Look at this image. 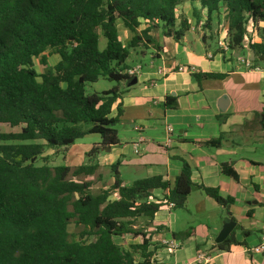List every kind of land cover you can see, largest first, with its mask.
<instances>
[{
    "label": "trees",
    "instance_id": "1",
    "mask_svg": "<svg viewBox=\"0 0 264 264\" xmlns=\"http://www.w3.org/2000/svg\"><path fill=\"white\" fill-rule=\"evenodd\" d=\"M185 3H199L209 24L223 11L226 39L236 53L244 50L247 27L257 31L264 23V0H0V264H154L152 235L136 223L152 221L170 205L173 210L185 207L194 186L191 167L184 165L173 188L161 176L124 186L121 162H116L113 185L94 194V180L77 178L95 176L103 149L120 145L115 125L121 106L116 118L111 113L122 93L90 94L87 86L101 79L131 81L126 74L130 49L153 44L151 32L181 43L191 29L178 14ZM194 17L200 24L197 11ZM118 22L134 33L127 46L119 38ZM142 25L146 28L138 32ZM101 36L107 41L104 49ZM249 46L256 57L264 56V41ZM52 54L60 57L54 67L48 63ZM35 59L45 68L41 75ZM254 62L262 64L257 58ZM194 75L197 80L226 78ZM176 107L174 97L166 99L165 108ZM84 124L91 126L83 129ZM4 127L21 131L4 133ZM91 134L100 135L101 142L86 154V163L75 168L38 165L48 161L43 156L47 149L68 150ZM222 170L238 181L230 163L222 164ZM198 188L226 210L234 203L217 188ZM156 190L168 194L159 200ZM72 223L81 228L75 241L70 239ZM126 236L141 242L125 250L116 238ZM228 244L229 239L218 246L227 249Z\"/></svg>",
    "mask_w": 264,
    "mask_h": 264
},
{
    "label": "crops",
    "instance_id": "2",
    "mask_svg": "<svg viewBox=\"0 0 264 264\" xmlns=\"http://www.w3.org/2000/svg\"><path fill=\"white\" fill-rule=\"evenodd\" d=\"M194 11L201 18L198 25ZM178 14L191 25L181 43L151 32L149 36L154 43L130 49V57L134 56L137 62L130 65V57L126 62L129 69L142 68L134 77L137 83L122 82L93 92L118 89L122 93L111 117L118 116L121 106L122 115L115 129L123 123L122 132L116 130L118 137L123 135L125 146L119 139L120 145L111 147L110 152L102 151L98 157L99 170L121 162L120 176L122 169L129 171L131 182L161 176L173 188L184 165L191 167L194 186L185 207L179 210L164 207L152 221L148 218L137 221L136 228L152 235L150 251L154 252V264H192L198 253L210 256V264H264V252H253L264 235V76L247 70L237 60L251 53L248 45H244L242 52H235L232 59L222 56L211 33L201 30L207 13L199 3L181 5ZM145 28L142 25L138 32ZM259 28L264 29V23ZM118 31L127 46L125 41L129 39L130 43L134 33L122 22H118ZM192 32L195 38L191 37ZM254 33L253 30L251 43L264 41V36L256 37ZM257 60L264 68V59L257 56ZM59 61L57 54L48 58L50 67ZM182 65L194 66L196 75L216 73L225 74L226 78L197 80L194 74L176 70ZM159 69H164L167 76L162 78ZM170 97L177 100L175 109L165 108ZM169 126L173 128L171 134ZM212 141L220 144H207ZM224 163L233 166L238 181L223 173ZM122 181L124 186H130ZM113 183L114 178L101 191ZM200 185L219 189L223 198H233L234 203L224 209L200 190ZM153 194L163 200L168 192L156 190ZM229 222H235V227L226 239H229L227 249H221L217 238ZM170 238L181 244L175 253H169L161 245V241ZM140 242L137 238L117 244L130 250ZM135 258L137 263L142 262L140 255Z\"/></svg>",
    "mask_w": 264,
    "mask_h": 264
},
{
    "label": "rangeland",
    "instance_id": "3",
    "mask_svg": "<svg viewBox=\"0 0 264 264\" xmlns=\"http://www.w3.org/2000/svg\"><path fill=\"white\" fill-rule=\"evenodd\" d=\"M200 27H201V30L208 31L211 33V38L213 39L214 42L217 43L218 50H219L220 49L219 42L222 38L223 39H224V37L226 38V34H227V26H226L225 19H224V12L221 11L220 13L215 14L211 24H209L207 21H205V23H203ZM122 31L123 30L121 29V32ZM254 34L256 35V37L257 36H264V29L260 28L257 31H255ZM191 37L195 38V34L193 32H192ZM121 38L124 40L122 33H121ZM106 43H107L106 39L103 36H101L100 48L104 49L106 46ZM125 43H126V45H128L129 39H127L125 41ZM213 47H215V45H213ZM54 62H55V59L52 58L51 63H54ZM136 62L137 61L135 60L134 56H131L128 60V63L130 65H135ZM34 68L37 71L38 75H41L45 71V68H43L40 65L39 59L34 60ZM116 84L117 83H115V82H108L107 80L101 79L99 82H97L95 84L94 83L88 84L87 92L93 93L96 90L102 91L104 89H109L112 85H116ZM90 126H91V124H84L83 129H87ZM116 129L118 131L122 132V130L124 129L123 123L116 126ZM1 130L4 133H19L21 131V128H13L12 129V128L4 127ZM119 139L121 140V143H122L121 145L125 146V141L123 140L122 134H120ZM98 142L99 143L101 142L100 135L91 134V135H86L84 138L77 140L73 146L68 148V150H64L62 148L57 149L56 151L53 149H47L46 153L43 156L45 158L47 157L48 161H44L43 159H41L38 161V165L39 166L49 165L50 167L70 165V167L75 168L76 166H74V165H76V164L82 165V164L87 162L86 154L91 150L92 146ZM79 159H81V160H79ZM121 172H122L121 179L125 180L128 183V185L131 186L133 184V182H131V180L129 178L130 172L127 170H124V169H122ZM113 177H114V172L112 171V169L104 167L103 169H101V171L99 170L96 173V175L93 176L92 178L80 176L77 179H78V181H86V180H90V179L94 180L95 184L93 187V193L98 194L101 191V189L108 186V182ZM99 180H100V182H99ZM137 226H138V223H136V227ZM80 230H81V228L76 227L73 223L69 226V232L71 234L70 239L72 241L78 240L77 234L79 233ZM132 239L133 238L131 236H126V237H124V239L117 238L116 240H117V242H121V243L124 242V244H126V242H131Z\"/></svg>",
    "mask_w": 264,
    "mask_h": 264
},
{
    "label": "built area",
    "instance_id": "4",
    "mask_svg": "<svg viewBox=\"0 0 264 264\" xmlns=\"http://www.w3.org/2000/svg\"><path fill=\"white\" fill-rule=\"evenodd\" d=\"M252 32H253V27H252V25H249L247 27V33L244 37V42H243V46L248 45L249 50H250L249 45L251 43L250 36L252 35ZM219 47H220V53L222 54V56L228 57L231 59L234 58L235 52L230 49L229 43L225 37H224V39L222 38L220 40ZM255 59H252L251 53H249V55L247 57H241V56L237 57V60L240 61L242 66H244L247 70L259 72L260 74H262L264 76V68L261 66V64H256L254 62ZM259 59L260 60L264 59V56L259 57ZM141 70H142V68L140 66L135 67V68H130L126 71V74L129 77H136L141 73ZM176 70L178 72L191 73V74H195L197 71L194 66H186V65L179 66V67H177ZM158 74L162 78L167 76V72L164 69H159ZM172 132H173L172 126H169L168 127V133L171 134ZM170 141H171V139L168 138V142H170ZM172 207H173V205H170V208H172ZM161 245L164 248H166V250L169 253H175L179 249H181V244L179 242H177L174 238H170V239H166V240L161 241ZM253 252L254 253H263L264 252V235L262 236L259 244L253 248ZM210 263H211L210 256H208L204 253H198L192 264H210Z\"/></svg>",
    "mask_w": 264,
    "mask_h": 264
},
{
    "label": "water",
    "instance_id": "5",
    "mask_svg": "<svg viewBox=\"0 0 264 264\" xmlns=\"http://www.w3.org/2000/svg\"><path fill=\"white\" fill-rule=\"evenodd\" d=\"M252 55V59H255V53L252 51L251 52ZM137 83V78H132L131 79V84H136ZM105 152H110L111 151V147L107 146L103 149ZM235 227V222H229L227 224L224 225L221 233L219 234L218 238H217V243L220 244L222 242H224L228 236L230 235L231 231L233 230V228Z\"/></svg>",
    "mask_w": 264,
    "mask_h": 264
}]
</instances>
